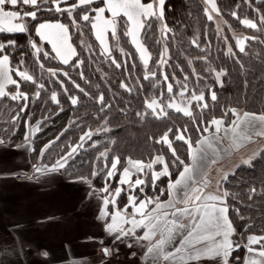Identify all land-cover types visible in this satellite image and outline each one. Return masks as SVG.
<instances>
[{
    "label": "trees",
    "instance_id": "1",
    "mask_svg": "<svg viewBox=\"0 0 264 264\" xmlns=\"http://www.w3.org/2000/svg\"><path fill=\"white\" fill-rule=\"evenodd\" d=\"M215 3L222 23L221 33H217L213 21L207 19L201 0H166L163 23L171 29L167 39L161 37L157 20L151 21L152 28L147 35L141 34V41L151 56L147 67L138 60L129 36L124 35V17L117 18V36H109L111 50L105 55L101 54L90 24L82 20L72 24L66 14L47 11L48 7L53 6L44 5L45 10L38 14V19L53 22L59 20L68 25L75 55L69 64L60 63L48 45L41 44L34 29L29 35L0 33V42L15 39L20 45L8 49L13 68L12 78L18 80L19 91L27 93L29 97L26 111L20 113L15 120L13 117L23 101H13L9 96L0 98V139L9 145H19L26 141L25 137L29 131L38 129L30 140L31 163L35 166L51 167L62 155L70 151V146L80 143L79 138L91 129V139H86L83 148L74 154V159H70L65 168L57 171L64 179L88 177L91 186L101 196L99 190L106 183V161L100 158L101 152L107 151L109 159L112 156L121 158L118 174L107 181L110 190L117 187L119 174L127 167L129 158L142 160L147 164L152 158L160 155L169 163L171 176L160 177L153 188L149 182L150 174L145 175L144 192L140 193L137 189L134 194L140 199L147 195L159 196L160 200H165L168 183L176 179L180 169L172 166L174 157L167 145L156 143L155 140L169 128L175 130L184 127L188 128L186 135L191 137L193 142L201 138V133L196 132L191 118L166 108L182 85H187L189 93H204L209 107L200 111L195 103L191 106L196 120L204 124L213 118L223 119L227 124L233 120L231 109L264 114V23H261V17L264 16V0H215ZM96 6H102L100 1L94 2L91 7ZM233 13H236V16H233ZM244 19L256 23L257 28L252 29L241 23ZM28 23L31 27L37 21L29 20ZM238 34L240 36H237ZM245 37L249 39L244 40L245 50L240 52L237 40ZM158 40L160 43H157ZM193 40H196L200 47L194 46ZM31 42L42 46L39 58L32 49ZM165 45L168 47L167 65L159 67L156 62ZM43 52H48L49 58L45 59ZM21 58L24 61L22 66L18 64ZM112 60L120 63L121 67L117 68ZM78 61L83 63L75 67ZM41 63L42 69L39 67ZM17 67L33 75L37 84L43 83L45 88L39 90L32 82L23 81L15 75ZM48 69H55L61 75L52 76ZM219 71H223L225 75L217 80ZM63 72H68L71 79L63 76ZM153 72L156 73L155 76H152ZM146 74L151 77L149 80L143 79ZM164 74L169 78L167 82L163 79ZM122 81L131 91L120 86ZM167 83L173 84L172 95L166 91ZM74 85H79L84 92ZM209 89L216 92L215 102L210 99ZM38 90L40 96L36 98L35 93ZM12 91H17L14 85L9 86L6 93ZM53 92L56 93L59 103L51 100ZM101 94L104 95L105 102L112 105L110 109L101 111V105L98 103ZM69 96L77 97L78 103L72 105ZM186 98L189 99L190 95ZM153 99L158 102L163 100L162 106H165L168 113L166 117L156 119L151 115V110L146 108V104ZM138 112H148L149 115L142 119L136 115ZM8 120H11V127ZM105 124L109 130L98 131ZM1 127L4 131H1ZM169 139L172 140V148L176 149L180 159L189 163L188 145L184 141L176 140L172 133L169 134ZM46 145L50 146L45 150ZM195 146L194 143L193 147ZM155 168H159V165ZM94 170L99 175L92 177L90 173ZM223 185L224 190L230 193L227 198L228 217L236 228L238 240L244 243L248 235H264V149L251 159V164L239 166L230 172L227 179L223 180ZM253 188L256 189L255 193L251 192ZM126 199L127 193L122 191L117 200L118 206L124 207ZM109 208L113 210L112 206ZM249 225L251 227H248ZM233 255L242 260L244 249L241 247Z\"/></svg>",
    "mask_w": 264,
    "mask_h": 264
},
{
    "label": "snow or ice",
    "instance_id": "2",
    "mask_svg": "<svg viewBox=\"0 0 264 264\" xmlns=\"http://www.w3.org/2000/svg\"><path fill=\"white\" fill-rule=\"evenodd\" d=\"M95 0H0V33L9 34H26L29 35L34 29L35 35L41 40L47 41L52 45V51L56 57H60L62 63L69 64V57L75 55V50L68 44L69 39V26L56 20L55 22L38 19V14L45 9L43 5H54L48 7L47 11H54L61 15H67L72 24H77L82 20L91 25V28L96 30V39L104 45L101 54H109V48L105 43V33L111 30V35L115 38L117 36V17L126 18L124 22V35L131 37V42L135 45L140 59L143 61L145 67L148 66L151 56L148 48L141 41V34L147 35L151 30L153 20L164 21L165 3L166 0H100L103 6L91 7ZM210 5L212 12H217L215 0H205ZM79 10V11H78ZM111 13V19H105V12ZM207 19L213 20V16L208 9H205ZM93 13L95 14L93 16ZM75 14V15H74ZM236 16V13H233ZM237 19H239L237 17ZM37 21V23L29 26L28 21ZM249 28H257V24L251 20L244 19L241 21ZM261 23H264V16L261 17ZM161 37L167 39V35L171 32L166 23H163L161 29ZM225 39H227L225 37ZM249 39L245 37L237 40L239 51L244 52V40ZM157 43H160L158 40ZM196 47L200 45L196 40L192 41ZM15 39H7L5 42H0V98H5L8 93L5 92V85H14L17 91L10 96L13 101H23L19 111L14 115L13 119H17L19 114L25 112L27 109V102L29 100L28 94L19 91L20 84L18 80L12 78L13 68L11 66L10 55L8 54L9 48H17ZM32 49L35 50L37 58L41 54V48L35 42H31ZM123 51V49H121ZM231 53V48H229ZM168 47L165 45L164 50L160 53L159 60L156 62L159 67L167 65ZM45 59L49 58L48 52L42 53ZM127 55V54H126ZM24 61L21 58L18 61L19 65H23ZM83 61H78L74 66L78 67ZM117 68L121 67L120 63L112 60ZM42 69L43 64H39ZM52 76H59L55 69H48ZM195 74V73H194ZM15 75L20 77L23 81L32 82L37 85L39 90H43L45 85L43 83L37 84V80L33 75L26 71L20 70L19 67L15 69ZM63 76L71 79L68 72H63ZM156 73H152L155 76ZM225 75L223 71L217 72V80ZM83 78V73H81ZM151 77L145 75L143 79L149 80ZM163 79L168 81V76L164 74ZM187 80V77H185ZM61 86L63 82L60 81ZM74 83V82H73ZM81 92L84 89L79 85H74ZM121 87L128 91L131 89L123 81ZM35 93L36 98H39L40 91ZM67 91V89H65ZM166 91L168 94H173V84L167 83ZM210 99L212 102L217 100V95L214 90L209 89ZM87 94V93H85ZM180 99L179 104L175 102V96L166 105L167 109H174L177 113H182L184 116L193 120V126L196 132L201 133V138L195 142L191 137L187 136L188 128L183 129L169 128L156 143L167 145L171 150L174 159L171 161L172 166L179 170L178 177L174 181H169L167 190L169 199L164 202L161 201L159 196H147L140 199L134 193L139 189L140 193L144 192L146 180L143 178L149 175V182L155 188L156 181L162 176L170 177L169 163L164 160L163 156L157 155L152 158L150 163L145 164L142 160L128 159V167H124L120 174L119 184L114 190H110L107 181L116 176L118 166L121 164L119 156H112L108 158V152H101L100 158L106 162L105 169V186L99 190L102 200V208L99 213V219L105 222V231L113 236V240L126 242L129 238L135 240L137 243L147 241L145 256L153 260V264H158L162 261L163 264H201L202 261H209L210 264H264V235H249L247 237V244L242 245L239 241L234 240L233 236L236 235V228L233 226L228 217L229 208L227 206V198L230 193L226 190H221L219 182L215 192H208L211 181L208 179L207 171L204 166L206 161L207 148L216 151L214 144L218 143L223 137L219 136L221 126L223 125L222 119H211L207 124L202 121H197L193 111L191 110L192 101L195 102L196 108L200 111L207 109L209 104L203 92L199 95L195 91L189 93L187 85H182L178 93ZM190 95V100L186 101L184 98ZM53 102L59 103L55 92L51 95ZM72 105L78 103V98L69 96ZM98 103L101 105V111L110 109L111 104L106 103L104 95L98 97ZM188 106H181V105ZM163 100H151L146 104V108L151 110V115L154 118L160 119L168 115L165 111ZM232 115L236 117L231 125L224 127L225 136L231 133V140L236 147H239L240 141L254 142V137H264V114H255L245 112L242 117L238 116L235 109L230 110ZM142 119L146 118L149 113H136ZM214 126V134L212 137L203 136ZM38 129H33L36 131ZM106 124L98 131H108ZM175 135L178 141H184L188 145V158L191 163H186L185 160L180 159L176 154V149L172 148V140L169 139V134ZM93 132L89 129L80 139V143L70 146V151L58 159L51 167L47 165L33 166L36 173L56 172L63 169L68 164L70 159H74V154L83 148L86 139H91ZM27 140L28 137L26 136ZM155 139V138H153ZM4 141L0 140V144ZM195 143L196 147H193ZM50 145L45 146V150ZM95 146V142L93 144ZM20 147V146H18ZM110 151V150H108ZM44 150L41 151L43 156ZM215 163V160H212ZM244 164H251V158L243 160ZM160 164L162 169L160 171L153 170V165ZM110 165V166H109ZM238 166V165H237ZM148 173H145V169ZM92 177L99 175L97 171L90 173ZM133 175L136 178L133 180ZM228 173L222 175V179L226 180ZM80 183H91L88 177L79 176L76 181ZM123 185H129V195L127 204L123 208L118 206L117 200L121 196ZM164 190H161L163 194ZM252 193L256 189H251ZM90 194H95L91 192ZM113 210L109 211V206ZM152 206L151 208L149 206ZM131 209V212H129ZM237 213L239 210H236ZM110 220V222H109ZM248 227H251L249 225ZM137 229H142V235H137ZM103 242L101 241V244ZM127 247H133L132 243H127ZM241 247L246 248L247 256L241 262L239 256H234L233 253L237 252ZM101 251L105 256H112L114 249L102 247ZM43 255H47L44 253ZM135 255V253H133Z\"/></svg>",
    "mask_w": 264,
    "mask_h": 264
},
{
    "label": "crops",
    "instance_id": "3",
    "mask_svg": "<svg viewBox=\"0 0 264 264\" xmlns=\"http://www.w3.org/2000/svg\"><path fill=\"white\" fill-rule=\"evenodd\" d=\"M104 18L111 19V13L106 11ZM92 33L96 39V30L92 29ZM105 34L110 36L111 30ZM38 39L52 51L50 43ZM68 44L71 45L70 37ZM73 57H69V62ZM56 58L62 63L60 57ZM9 86L11 84L5 85V92ZM214 147L216 151L209 152L205 146L207 172L232 154L228 150L221 153L225 149L222 140ZM30 153V141L19 145L0 144V264H153V260L145 256L147 241L137 243L129 238L125 244L109 243L105 222L98 218L103 206L101 196L92 186L74 182L76 179H64L57 171L36 173ZM93 191L95 194H90ZM207 191L216 190L208 188ZM168 199L169 196L164 202ZM109 211L112 210L109 208ZM142 232L137 229L138 236ZM233 239L238 238L235 235ZM101 240H104L102 244ZM127 243H132L133 247H127ZM102 247L114 249L113 255L103 254L104 257L99 258L97 251ZM246 256L245 248L241 262Z\"/></svg>",
    "mask_w": 264,
    "mask_h": 264
},
{
    "label": "rangeland",
    "instance_id": "4",
    "mask_svg": "<svg viewBox=\"0 0 264 264\" xmlns=\"http://www.w3.org/2000/svg\"><path fill=\"white\" fill-rule=\"evenodd\" d=\"M202 2H203V4H204V6H205V9H208L209 10V12H210V14L213 16V23H214V27L217 29L216 31H217V33L218 32H220L221 33V31H222V23H221V20H220V17H219V15L217 14V12H212L211 11V7H210V5L209 4H207L206 2H205V0H201ZM44 6V5H43ZM42 6V7H43ZM51 6H53L54 7V5H51ZM123 18V17H122ZM157 26H158V29L160 30L161 29V27H162V25H163V22L162 21H159V20H157ZM107 34H105V43L107 44V46H108V48H109V53H110V50H111V43H110V37H109V34H108V36H106ZM237 36H240V34H238ZM130 40H131V37L129 38ZM140 39H141V37H140ZM40 41V40H39ZM41 42V41H40ZM131 42V41H130ZM100 43V42H99ZM37 44V43H36ZM41 44H42V42H41ZM131 44H132V42H131ZM38 45V47H40L41 49H42V46L40 45V44H37ZM132 46L134 47V49L136 50V47H135V45H133L132 44ZM49 47V46H48ZM103 48H104V45H102L101 43H100V50H101V52L103 51ZM51 50V49H50ZM136 53H137V55H138V60H140V62H141V64L143 65V61L140 59V55H139V53L137 52V50H136ZM105 55H108V54H105ZM57 59V58H56ZM58 60V59H57ZM59 61V60H58ZM144 66V65H143ZM15 93V91H12V92H10V93H8V96L10 97L12 94H14ZM178 93L179 92H177L176 93V95H175V102L177 103V104H179V102H180V97H179V95H178ZM191 98V97H190ZM190 98L189 99H187L186 97L184 98L186 101H188V100H190ZM193 103H195L194 101H192V103H191V106H192V104ZM182 107L183 106H188V105H181ZM236 113L238 114V116H240V117H242L243 116V114L245 113V112H242V111H236ZM219 119V118H218ZM231 119H233V120H235L236 119V117H234L233 115H232V118ZM223 120V119H222ZM233 120H231V121H228V123L226 124V121L225 120H223V125L221 126V131H220V133H219V136L220 137H223V139H222V142H223V147L225 148L224 149V151L223 150H221V153H223V154H225L226 152H227V150L228 151H231V156H229V157H227V158H224L221 162H219L218 164H216V165H213L210 169H209V171L207 172V175H208V179L211 181V184H210V186H209V188H212L213 190H216L217 189V183L219 182V185H220V188H221V190H224V185H223V180L224 179H222V175L224 174V173H230V172H232L235 168H238L239 166H242V165H246V164H244L243 163V160H246V159H249V158H251V159H253L254 157H256L260 152H261V150L262 149H264V137H254V142H246V141H240L239 142V147H236L234 144H233V142H232V140H231V133L229 132V134H228V136H225V132H224V127L225 126H228V125H231L232 124V121ZM8 121H10L8 124H9V126L11 127L12 125H11V120H8ZM15 125H17V123L15 124ZM16 127V126H15ZM14 127V128H15ZM9 130V129H8ZM1 131H4V128L3 127H1ZM15 131V130H14ZM34 132L35 131H33V129L31 130V131H29L28 132V134L26 135L27 137H28V139L26 140V141H30L31 140V138H32V136H33V134H34ZM206 135L208 134V135H213L214 134V126H213V128L212 129H210V131L209 132H207V133H205ZM3 135H6V134H3ZM8 139V138H7ZM7 141V140H6ZM195 148V147H194ZM208 150H209V152H212L213 150L212 149H209L208 148ZM214 152V151H213ZM217 155H219V152L217 151V152H215ZM215 153H211V154H214V156H217ZM223 154H221L223 157L225 156V155H223ZM159 165V168H155L154 169V167H156L157 166V164H155V165H153V170H155V171H160L161 169H162V165H160V164H158ZM238 165V166H237ZM248 165V164H247ZM127 167H128V165H127ZM159 169V170H158ZM148 172V169H145V173H147ZM122 173V172H121ZM120 173V174H121ZM120 174H119V178H118V185H117V187L118 186H120V184H119V179H120ZM133 180L136 178V176L135 175H133ZM144 179H145V177H143ZM177 178V177H176ZM123 189H124V192H126L127 193V198H128V195H129V185H123ZM140 192V191H139ZM168 198V191H167V197H166V199ZM165 199V200H166ZM127 200V199H126ZM161 201H164V200H161ZM126 204H127V202H126ZM150 207H152L151 205H150ZM123 208V207H122ZM129 212H131V209H129ZM104 234V233H103ZM109 237V243H111V244H115V242H114V240H113V236L112 235H108ZM249 236V235H248ZM247 236V237H248ZM247 237H246V241L244 242V243H242V242H240L238 239H237V241H239L242 245H246L247 244ZM104 238V237H103ZM102 242H104V240H101ZM127 242V241H126ZM126 242H121L120 244H125ZM243 249H245L244 247H242ZM97 254H98V256H99V258H103L104 256H103V253H102V251L101 250H98L97 251ZM101 254V255H100Z\"/></svg>",
    "mask_w": 264,
    "mask_h": 264
},
{
    "label": "built area",
    "instance_id": "5",
    "mask_svg": "<svg viewBox=\"0 0 264 264\" xmlns=\"http://www.w3.org/2000/svg\"><path fill=\"white\" fill-rule=\"evenodd\" d=\"M18 178H21V179H23V178H25V176H19ZM101 255V254H100Z\"/></svg>",
    "mask_w": 264,
    "mask_h": 264
}]
</instances>
